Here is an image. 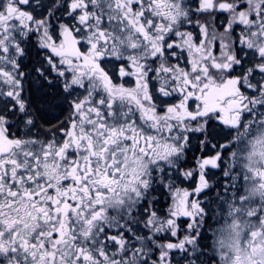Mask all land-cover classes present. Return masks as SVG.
<instances>
[{
	"label": "snow or ice",
	"instance_id": "snow-or-ice-1",
	"mask_svg": "<svg viewBox=\"0 0 264 264\" xmlns=\"http://www.w3.org/2000/svg\"><path fill=\"white\" fill-rule=\"evenodd\" d=\"M0 264H264V0H0Z\"/></svg>",
	"mask_w": 264,
	"mask_h": 264
}]
</instances>
